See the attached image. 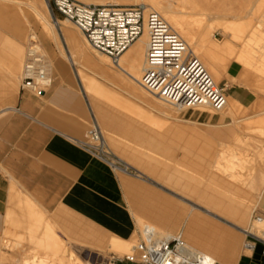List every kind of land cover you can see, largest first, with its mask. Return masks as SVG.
Masks as SVG:
<instances>
[{
    "label": "rangeland",
    "instance_id": "374dc122",
    "mask_svg": "<svg viewBox=\"0 0 264 264\" xmlns=\"http://www.w3.org/2000/svg\"><path fill=\"white\" fill-rule=\"evenodd\" d=\"M45 1L48 4L49 8L48 20L52 25L51 27H53V30H51L50 28L44 30L40 20L35 17L33 11H31V9L28 8L27 5H22L21 7H17L16 9L14 8L15 11L9 15H0V27H3L4 29L14 33L15 35L23 39L25 45L29 48L33 47V45L35 44V40L32 38V35L36 36V39L42 47L41 53L45 56L48 71L50 74L49 77L51 79V73L55 69V63L62 62L65 65L67 70L70 72L72 79L74 80L76 89L80 91L91 104V107L101 126V129L104 132L113 152L119 158L128 162H132L135 167L136 165H139L141 169H144L150 173L149 176L152 179L140 173L142 175V178L137 177L138 180L136 181L137 183L144 185V187L146 188L145 191L147 190L146 193L148 196H152L154 200V196L156 195L155 193H160L165 199L168 200H163L164 204L162 205V214L158 215V220L156 221L159 224L161 223V225H163L162 229L166 233H169L173 236H178L179 234H181L185 244L194 246L195 248H199V245L203 244H210L214 246L221 243L222 246L224 245L221 248L222 252L225 253L229 250V248H232L234 254H238V257H240L243 252V244L247 234L243 231V229L248 231L249 228L252 227L254 222L258 219V217L264 219V206L262 205L260 200L257 199L258 184L255 183L252 185V187L249 186L247 189L239 191V194L235 196L226 194V197H224L222 193L226 191L227 187L223 181L221 183L218 181V179L216 180V178L206 181L199 180L197 175L194 174V169L199 170V167L200 169H210L209 167L218 157L219 150H223L222 148H224V145L226 144H232L231 142L234 138V132L244 135L247 134V139L251 137L249 145L254 148H257L258 144L260 143L264 149V137L257 133H250V135L247 133V131L244 132L242 129H236L234 131L230 129L232 132L229 133V129H227L228 127L223 128L221 124H214L219 125L220 127L214 129L209 126V120H211L213 116H216L214 114L208 115V117L206 118L207 120L205 118H200L199 120H197L199 122L197 123V126L199 125L197 129L195 124H189L188 122H186V120L196 121L193 119V117H190V115H188L189 112L193 113L195 111H177L170 107V109L176 115H179L178 118L182 121H178L177 118L173 116L171 118H165L156 112L148 110L145 104H141L142 102L138 98V100L135 101L136 98L128 92V90L130 89V85L128 83L129 79L124 75L121 76L125 79L124 82L127 85L125 83L123 85L121 84L119 88L109 86L110 89L116 91L120 95V98L122 97L120 103H116L112 100L104 98L96 94L94 91L85 92V82L84 80H82V72H84V74L87 73L86 75H90L87 76L89 78L91 76V78L96 77L91 72H89V70H83L81 68L80 65L83 63L82 61L84 57L82 52L78 54V64L76 66L71 65L69 61V58H71L70 54H72L71 46L67 44L66 39L63 38V33L59 29L61 25H59L58 22H64V27L72 29V31L75 32L76 37L78 36L77 39L79 40L80 44H83L81 47L83 48L84 46L83 49H85L86 47V49L89 50V52L95 59L99 58V54L94 51L91 46L88 45L84 35L73 25V23L66 21L64 17L60 16L57 11L53 10L50 7L47 0ZM235 1L237 0H234L233 2ZM247 1L248 0H245V2ZM110 2L123 6H128V4L131 3L130 0H110ZM250 4L253 5L251 12L245 11L244 13H242V15L248 17H241L236 22L238 29L242 33L240 34L241 39L239 41L233 40V43L239 51H244L248 48V38L254 32L255 35L258 34L259 36H262L264 38V0H251ZM215 23L217 25L219 23L221 29L218 31H213L211 40H216L214 42L217 43L224 42L226 38L227 40H231V32L224 30L223 27L228 25L229 23H226L224 21H216ZM196 44V40L192 39L190 45L193 49ZM252 44L253 50L252 48L250 50H252L253 53L251 57L253 61L255 60L254 63L259 65V63H256V61L258 59H263L262 54L259 53H263L261 47L262 44H259L257 42H253ZM197 46L194 50L197 51L196 53L199 56H202L204 50L201 49L199 44H197ZM257 51L259 52L256 54ZM253 56H255V58L257 56L258 57L254 59ZM243 64L245 66L246 63ZM108 67L114 71H117L111 61ZM245 67H247L248 70L254 71L253 67L255 66L246 64ZM220 73H222L221 75L223 79V72ZM119 74L121 73L119 72ZM255 74H257V72H255ZM260 75L264 76L263 74ZM96 79L99 82L101 81L99 78ZM101 83L103 82L101 81ZM135 86L139 87L138 85ZM225 88V83L222 81L220 85V91L227 99ZM125 89H127V92ZM139 89L145 92L142 86H140ZM262 92H264V89H262ZM145 94L151 100L157 102L158 104H161L148 93L145 92ZM130 106H132L131 109ZM128 108L130 110H128ZM251 110V108H236L239 117L242 118L252 115ZM208 111L206 110V112ZM223 112L217 114L218 117L223 118V125H234L233 119L228 116L226 110V113ZM142 114H144L145 116H143ZM258 114L259 115L254 120H260L261 118H264V106L261 108L260 113ZM138 115H140L141 117ZM154 117H158L160 120H167L166 127H160V124L154 119ZM247 122L249 121H244L240 124H247ZM174 124H176V126L178 127L180 126V129L178 128L177 130V128L174 127ZM168 128H173L176 131L174 132V130H168ZM192 129L199 130L202 132V134L204 132H209L211 135H198V137L193 134ZM215 130H225L224 132L228 131L229 134L224 133L222 138L217 135L212 136ZM177 131L179 132L177 133ZM183 131L185 132L183 133ZM206 137L208 140L206 139ZM245 149L246 147L244 148V150ZM176 170L184 173V175H181L182 173H179L177 175L179 183L175 180V177L172 174ZM154 174H158L157 177H155ZM153 179L156 180V182H154ZM144 180H147L148 182ZM203 196H209V198H203ZM15 197V199L11 200L9 207V209L13 208V211L7 215L6 224L4 225L2 231H0V255L8 258L10 264H20L17 263L16 260L21 259L20 257L24 256L29 257L27 261L29 259L31 260L37 258H47L55 260L58 264H65V259H63L61 254H63V256L65 255L64 252L66 251V248H68L75 256H77L78 260L82 264H110V261L113 257H124L132 254L134 247H136V245L140 241V232H142V228L137 227V231L134 234L135 238L131 241L130 245L124 242L117 243L120 248H123L124 254H121L120 250L101 251L99 250V247L96 246V244H106L110 236L108 233L96 229L87 222L80 220L67 212L58 214L56 212L48 211L41 205H39L29 195L16 193ZM28 197L33 200L32 201L30 199L33 202L34 207L44 212L43 214L48 219L46 217L45 218L50 221L49 223L59 234L60 240L64 242V249L61 254H53L51 249H45L44 247L38 248L37 240L25 238L27 235L24 236L23 227L20 226L19 223H17L18 217L16 216V212L17 207L22 206V204L18 202V199H26ZM235 200L249 206V215L246 220H241L236 216L234 217V214L231 213L230 209L234 205L232 201ZM225 201L227 205L223 206V203L225 204ZM148 206V209L155 208V205L153 203L149 204ZM234 207H236V205H234ZM175 213L178 214L176 215ZM194 214H199V222L197 225L200 226H197L198 233L196 237V239L198 240L190 241L185 237L188 223L187 220ZM169 216L172 217L170 218ZM30 217L32 218V216H27L26 218L28 219ZM136 217L137 215L135 216V218ZM166 219H168L169 221L178 219V221H176L179 222V224L173 231H170L167 229V227L164 226L165 221L163 220ZM169 221L167 222L169 223ZM202 226H204V228ZM199 227L205 230L199 229ZM35 232H37V230ZM42 241L47 242L49 240L45 238L42 239ZM258 242L261 244H259ZM132 244H134V246ZM263 244V239H261V237H258L256 239L257 250L252 251L251 255L254 258L260 259L264 262V258L262 257V255H264L262 251Z\"/></svg>",
    "mask_w": 264,
    "mask_h": 264
},
{
    "label": "crops",
    "instance_id": "0c3cea01",
    "mask_svg": "<svg viewBox=\"0 0 264 264\" xmlns=\"http://www.w3.org/2000/svg\"><path fill=\"white\" fill-rule=\"evenodd\" d=\"M188 1L202 14L235 19L248 17L242 13L251 12L253 8L251 0ZM22 5L25 4L0 0V15H9ZM27 51L28 46L23 39L0 27V231L6 224L7 215L13 211V208L9 209L11 200L16 198V193H21L29 195L48 211L67 212L108 233L106 244H96L101 251L110 249L112 237L114 241L118 238L119 242L131 241L137 231L135 216L144 214L145 217L146 214L157 221L158 215L162 214L163 200H168L160 193H155L153 200L147 195L144 185L136 182L137 177L113 170L82 146L81 141L90 131L92 107L76 89L62 62L55 63L52 83L41 96L21 89ZM243 67L237 60L231 62L223 82L227 98L242 109H249L256 102L264 103V76L259 77L252 70L250 74ZM239 78L242 83H238ZM249 78L251 80H247ZM207 117L203 115L200 118ZM209 123L226 126L223 118L218 116H213ZM206 134L211 135L209 132ZM216 135L222 138L224 134L214 131L212 136ZM125 162L151 178L150 173L139 165L135 167L132 162ZM179 173L182 172L176 170L172 173L178 183ZM255 183L258 184L257 196L261 197L258 200L264 206V179L252 181L250 186ZM151 203L155 205L154 209H148ZM41 215L46 217L43 212ZM176 220L164 226L173 231L179 224ZM217 245L221 251L224 245ZM216 264L224 263L218 261ZM230 264L264 262L251 253L242 252Z\"/></svg>",
    "mask_w": 264,
    "mask_h": 264
},
{
    "label": "bare ground",
    "instance_id": "6f19581e",
    "mask_svg": "<svg viewBox=\"0 0 264 264\" xmlns=\"http://www.w3.org/2000/svg\"><path fill=\"white\" fill-rule=\"evenodd\" d=\"M5 1H13L19 4L27 5L34 12L35 16L40 20L44 30L48 28L53 30V27H51L52 25L48 20L49 8L45 0H5ZM78 1L86 5L113 4L110 2V0H78ZM130 2L131 3L128 4V6L138 5L141 3L145 5H149L153 10L158 12L163 17V19L169 24L173 32L177 34L179 40L183 42L184 48L181 54L182 58H180L177 64H175L172 61L170 62L163 61L149 65L146 60L148 40H149L148 32L146 30L144 34L141 35L140 38L122 55L118 64L114 65L118 71L117 72L108 67L111 61L108 56L96 51L99 54V58L95 59L92 56V54L89 52V50L86 49V47L85 49H83L84 46L83 48L81 47L83 44L82 45L80 44L79 40L77 39L78 36L76 37L75 32L72 31V29H68L64 27L63 26L64 22L61 23L58 22V24L61 25L59 29L63 33V38H65L67 44L71 46L72 54H70L71 58H69L71 65L76 66L78 64L77 61L78 54L82 52L84 57L82 61L83 63L80 65L81 68L83 70H89V72H91L96 78H99L103 82L101 83V81L99 82L96 78H91L92 76L89 78L87 76L90 75H86L87 73L84 74V72H82V80H84L85 82V92L94 91L96 94L104 98L112 100L116 103H120L122 97L120 98V95L116 91L110 89L109 86L119 88L121 84L123 85L125 83L124 82L125 79L121 76L124 75L130 81V82L128 81L130 85L129 86L130 89L128 90V92L132 94L133 97L136 98L135 101L139 99L142 102L141 104H145L148 110L156 112L165 118H171L173 116L176 117L178 121H182L181 119L178 118L179 115L178 114L176 115L170 109V107L177 111H185V110L195 111L193 113L189 112L188 115H190V117H193V119L196 121L186 120V122H188L189 124L190 123L195 124L197 129V127H199V125L197 126V123H199L197 120H199L201 116L213 115V114L217 116L218 113H221L223 111L225 112L226 110L228 116L232 118L234 121L233 123L234 125L231 124V126L230 125L225 126L228 127L227 129H229V133L236 129H242L244 132L247 131L248 134L257 133L264 137V118H261L260 120H254L259 115L258 113H260V110L264 106V103L256 102V104H253L252 107L250 106L252 109L251 110L252 115L242 118L239 117L236 111V108L242 109L241 108L242 106L239 107L238 104L237 105L236 103L234 104L232 100L228 98L227 100L220 91V85L223 81L221 75L222 73L220 72H223V75H225L229 64L233 60H237L242 64L246 63L248 65H254L255 67H253V69L255 72H257L256 75L257 76H259L260 74L264 75V56L262 55L263 56L262 60L259 59L257 60L261 62L259 63V65L255 64L254 63L255 60L253 61L251 57L253 53L252 52L253 42L262 44L261 47L264 52V38L262 36H259L257 34L258 32L256 33L257 35H255V32L253 30L254 33L250 35L247 41L248 48L247 49L245 48L246 50L244 51H239L233 43V40L239 41L241 39L240 34L242 32H240L238 26L236 25L238 19H235L233 17H226V16L202 14L198 12L189 3L188 0H130ZM65 20L69 21L67 19ZM233 20L235 23L233 22ZM216 21L218 22L224 21L226 23H229L228 25L223 27L224 30L231 32V36H232L231 40H227L226 38V40L222 43L219 42L217 43L214 42L216 40L214 41L211 40L213 31L216 30L218 31L221 29L220 24L218 23L217 25L215 23ZM32 38L35 40V44L32 48V52H41L42 47L38 42V40L36 39V36L32 35ZM192 39H195L196 43L199 44L201 49L204 50L202 56H199L196 53L197 51L194 50L197 44L194 47V49L190 45ZM251 48L252 50H250ZM258 52L259 51H257L256 54ZM259 53L262 54L261 52ZM253 57L254 59H256L258 56L256 58L255 56ZM257 61L256 63H258ZM244 68L245 67H243V70ZM119 72L121 74H119ZM256 75L254 74L253 76L256 77ZM225 78L228 77L226 76ZM241 80L242 79H240V82L238 83H242L243 80L242 81ZM247 80H251V78ZM135 85H138L139 87L142 86V88L145 90L146 93L151 95L156 101H158L161 104H158L157 102L151 100L145 94L144 91L140 90L139 87H136ZM125 90L127 92V89ZM131 107L132 106H130V109ZM130 109L128 108V110ZM206 110L207 111L209 110L210 112L209 111L206 112ZM142 115L145 116L144 114ZM154 119L160 124V127H166L167 120L166 121L164 119L160 120L158 117L157 118L154 117ZM244 121H249V122H247V124H243V123L240 124L241 122ZM174 125H175L174 127L177 128L178 130L180 126L178 127L176 126V124ZM209 126L214 129L220 128L219 125H214V124L211 125L209 124ZM173 128L172 129L168 128V130L173 131L174 130ZM199 130H193V134H195L196 136L207 135L205 132L202 134V132ZM175 131L176 130H174V132ZM215 131H218L219 133L222 134L224 133L229 134L228 131L224 132L225 130H215ZM178 132L179 131H177V133ZM184 132L185 131H183V133ZM250 139L251 137L247 139V134L244 135L234 132V138L233 141L231 142L232 144L229 145L226 144L227 146L224 145V148L226 146L225 149L222 148L223 150L221 151L219 150L218 157L209 167L210 169L207 168L200 169L199 167V170L194 169V174H196L199 180L202 181H206L214 178H216V180L218 179V181L221 183L223 181L227 187L226 191L222 193L224 197H226V194L235 196L239 194V191H242L243 189H247L251 185L252 181H259L264 179V149L260 143L258 144L257 148L251 147L249 145ZM245 147L246 149L244 150ZM154 175H158V174H154ZM203 198H209V196H203ZM259 198L261 197L257 196V199ZM18 202L21 203L22 206L17 207V212H16V216L18 217L17 223H19L20 226L23 227L24 236L27 235L25 238L37 240L38 248L44 247L45 249H51L53 254H61L64 249V244H63L64 242L60 240V237L54 232L55 230L52 227V225L49 223V221L43 215H41L42 212L40 213L39 209L34 207L33 202L30 200V198L18 199ZM232 202L234 205H236V207H234L233 205L232 208L230 209L231 213L234 214V217L236 216L239 217L241 220L243 219L246 220L249 215V210H250L249 206L245 205L242 202H237L236 200ZM224 205H227L226 201L225 204L223 203V206ZM198 215L199 214H195L187 220L188 223H187L185 237L190 241L198 240L196 239L198 233L197 226H200L197 225L199 222ZM27 216H32V218L30 217L27 219L26 218ZM169 217L171 218L172 216ZM166 220L169 221L168 219ZM166 220H163L165 221L164 222L165 224L168 223ZM136 224L137 227L142 228L141 230H143L146 227L151 228L155 232L156 236L161 239H173L174 237H176L169 233H166L162 229L163 225H161V223L159 224L154 219L152 220L148 218L146 214L145 217L144 214H142V216L137 215ZM202 227L204 228V226ZM199 229L202 228L199 227ZM36 230L37 232H35ZM243 231L245 233H251L255 235V237L257 238L261 237V239H263L264 241V219L262 218L257 219L252 225V227L249 228L248 231L244 229ZM45 238L49 240L47 241L48 243L42 241V239ZM116 238H118V236L117 237L115 236V239ZM112 240H113L112 245L109 243L111 247L108 250H120L121 254H124L123 248H120L117 245V243L119 242L118 240H120V238H118L117 241H114V238L112 237ZM131 241L129 242L125 241L124 243H128L130 245ZM132 245L134 246V244ZM185 246L189 251L193 252L194 254L204 257L206 264H216V262L218 261L224 264H230L234 261V259L237 256L232 251V248H229V250L224 253L220 251L218 245L210 246V244L209 245L203 244V245H199L200 246L199 248H195L194 246L186 245V244ZM254 250H256V245ZM64 253H65L64 256L63 254L61 255L63 259H65V264H82L78 260V257L75 256L68 248H66V251ZM135 255H136V247H134L132 254L127 256H135ZM262 256L264 257V255ZM20 258L21 259L16 260V262L20 264H58L55 260L47 259V258H43V259L37 258L31 260L29 259L28 261L27 259L29 257L24 256ZM0 264H10L9 259L0 255Z\"/></svg>",
    "mask_w": 264,
    "mask_h": 264
},
{
    "label": "built area",
    "instance_id": "2783aa9c",
    "mask_svg": "<svg viewBox=\"0 0 264 264\" xmlns=\"http://www.w3.org/2000/svg\"><path fill=\"white\" fill-rule=\"evenodd\" d=\"M47 1L53 10L81 31L95 51L108 56L113 65L118 64L122 55L146 30L149 37L146 60L149 65L163 61L177 64L182 58L183 42L163 17L148 5H86L76 0ZM32 48L28 47L21 89L41 96L49 89L52 79L45 56L41 52H32ZM91 114L90 131L81 141L82 146L113 170L142 178L137 170L113 152L92 109ZM140 234L136 255L113 257L110 264H206L204 257L186 248L181 234L173 239H161L149 227ZM256 239L255 235L247 233L243 252L254 251Z\"/></svg>",
    "mask_w": 264,
    "mask_h": 264
}]
</instances>
